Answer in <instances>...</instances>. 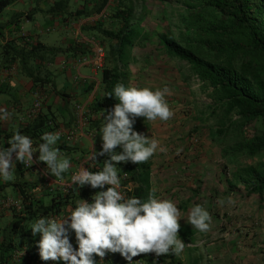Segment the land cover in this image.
Listing matches in <instances>:
<instances>
[{"label": "trees", "instance_id": "trees-1", "mask_svg": "<svg viewBox=\"0 0 264 264\" xmlns=\"http://www.w3.org/2000/svg\"><path fill=\"white\" fill-rule=\"evenodd\" d=\"M21 1L25 0H0V17L9 7ZM145 2L146 0H83L81 7L77 8L72 4L73 0H52L45 8V13L53 19L62 18L65 26L92 18L106 9L107 20L112 25L107 27L103 22H99L89 28H82L87 37H94L106 48L102 77L96 96L89 103L86 113L88 129L100 131L103 110H106V114L118 103L115 97L105 95L111 93L117 83H123L126 87L132 86V67L137 66L141 60L136 51L139 47L144 50L150 48L151 53L161 55L162 58L185 62L202 86L210 90L209 95L213 103L208 111L202 112L197 119L203 126L211 120H216L209 130L212 134L211 140L219 146L223 147L228 137L234 141L233 151H225L228 163L238 164L240 156H264V0H186L188 15L191 17L187 29L194 31L197 41H200L188 46L180 44L169 32L160 33L147 28L145 19L148 8L143 5L141 14H138L139 4ZM18 16L27 19L31 17V13H21ZM12 21L9 23L13 24ZM7 24L8 21L0 26ZM88 48L84 43L74 40L67 51L38 43L20 50L11 47L14 53L8 56L10 65L16 64L24 76L31 77L34 86L41 87L43 83L38 82L41 79L36 80V61H44L64 52H71L77 57L86 54ZM204 52L206 54H203ZM96 85V82L89 84L85 94L88 96ZM59 95L67 105L70 103V97L60 93ZM140 118H136L134 130L148 137V122L145 118ZM54 124V120L40 110L34 118L28 119L24 124L22 133L28 135L34 143L40 144L43 142L41 136L56 128L52 126ZM106 159V155L98 156L90 171L102 169ZM117 168L119 176L128 175L127 180H120L121 186L130 183L134 185L132 191H124L125 196L147 200L152 192L149 180L153 168L152 158L140 164L121 163ZM234 177L246 189V196L243 198L255 196L259 203L258 209L264 208V164L260 167L247 165L239 168ZM107 187L108 185H105L104 189H93L90 185L78 186L70 193L52 188L48 194L51 199L45 203L41 199L34 200L31 196H26L24 186H20L25 200L22 202V211L5 230V239H9L0 244L2 261L12 257L16 248H20L14 242L15 236L30 238L28 223L40 217L62 216L68 210L71 212L81 199L91 202L96 192L106 190ZM233 188L236 189V186H231L230 189ZM39 239V234L36 238L28 239L32 246V256L39 257ZM73 242V247L78 248L77 242ZM120 257L118 254L114 261L104 260L96 264H123ZM23 258L22 264L28 262V258ZM141 258L144 264H183L174 254L160 257L155 255V258L142 254ZM54 264L65 262L54 261Z\"/></svg>", "mask_w": 264, "mask_h": 264}, {"label": "clouds", "instance_id": "clouds-1", "mask_svg": "<svg viewBox=\"0 0 264 264\" xmlns=\"http://www.w3.org/2000/svg\"><path fill=\"white\" fill-rule=\"evenodd\" d=\"M102 13L104 16L98 21L83 23L91 19L87 18L71 25H78L81 34L82 28L91 27L108 19L106 9ZM51 28L54 30L47 32H55L57 26ZM80 37L78 42L89 47L86 54L80 55L81 59L91 52L87 41L98 40L92 36L80 35ZM80 59L76 64H79ZM76 64L73 80L78 73ZM102 69L94 71L102 73ZM82 81L84 80L78 83ZM96 84L89 94L90 97L95 92L88 105L96 96L99 83ZM168 93L167 87L153 90L149 87H126L123 83H117L113 91L105 95L115 97L118 103L106 114V110H103V123L100 127L102 149L98 153L93 150L88 159L93 163L97 160V156L106 155L108 159L104 160L102 169L97 171H90L81 166L80 170L71 176V181L80 187L85 185H90L93 189H104L105 185L108 187L106 190L96 192L91 202L81 199L64 219L40 217L31 223L32 235H40L37 247L41 260L63 261L65 264H96L95 256H99L101 261H104L107 259H103L106 254L119 253L131 264L133 258L141 254L154 253L160 257L169 254L179 256L182 253L185 243L178 239L181 216L176 203L171 199L157 198L155 188L152 189L147 200L135 196L126 197L120 191V188L124 187L121 186L120 180L127 179L122 178L124 174L118 175L117 168L121 163H145L157 150L167 151L160 147L159 141L155 138L150 139L135 131L134 123L138 117L148 121L157 119L168 121L172 118L174 113L165 99ZM88 105L85 107L83 125L87 124ZM0 113H2L0 120L9 118L6 110L0 109ZM78 123L80 124L79 120ZM83 125L80 124L81 127ZM58 139V134L45 133L41 136L43 143L38 144L34 149L33 140L16 130L7 141L10 147L0 148V176L5 182L13 180L11 170L15 157V161L28 167L34 162H43L47 166L46 174H51L57 178V181L62 182L63 174L69 170L71 164L70 159L62 156L61 150L55 146ZM117 149L121 151L118 152ZM36 152L39 155L34 161L33 154ZM125 190H128L127 186L124 187ZM211 220L210 214L201 205L191 207L187 217V222L201 232L210 229ZM70 230L75 233L78 248H74L70 242Z\"/></svg>", "mask_w": 264, "mask_h": 264}, {"label": "crops", "instance_id": "crops-1", "mask_svg": "<svg viewBox=\"0 0 264 264\" xmlns=\"http://www.w3.org/2000/svg\"><path fill=\"white\" fill-rule=\"evenodd\" d=\"M75 1L80 2V4L83 3V0ZM21 2H28L30 7H26L23 4L22 9H14L10 16L8 14L6 18L0 17V24L3 25V23L8 21L6 26H0V109L6 110L9 113L7 120H0V148L10 147L7 141L16 130L22 133L24 124L28 121V112L33 108L35 100L39 96L41 112L53 119L55 123L52 126L56 128L49 133L59 135L55 146L61 150L62 156L70 159L71 167L63 174L64 180L62 182H65L75 172L78 161L89 152L88 140L91 141L95 152L101 151L99 147L102 145L100 144V131L92 130L93 134H90L93 136L92 138L84 135L82 133L83 128L77 126L79 119L75 111L77 104L88 105L90 97L85 92L91 81L94 79L99 83L100 80L97 78L98 73L94 72L91 66L83 65L79 71L84 81L76 83L73 80L69 85L68 78L72 74H75V64L80 59V55L76 57L71 52L58 53L52 58L46 57L47 59L44 61H36L34 63L37 71L36 78H38L36 80L41 79L38 82L43 83L41 87L34 86L31 77L24 76L20 70L18 74L8 76L6 70L10 67V56L14 53L11 47L20 50L25 46L38 43L46 47H54L65 51L71 47L72 40L67 35V29L70 27L65 26L62 18L55 20L45 13V8L49 6L52 0H25ZM29 12L31 13L30 18L25 19L18 16L21 13L28 14ZM40 13H42V17L39 15ZM11 20H13V24L9 23ZM53 26H57L56 31L53 32L54 36H46L48 34L45 33H49L47 32L48 28ZM83 69H85V72H83ZM134 79L135 77H133ZM59 93L70 97L68 105L62 100ZM146 121L148 122L147 130L153 125L150 121ZM71 132H76L73 141L67 139V135ZM182 143L179 145L180 148L184 147V142ZM38 144L33 142L34 149ZM159 145L167 149L165 143ZM156 153L158 154L156 155ZM156 153L152 157L153 168L149 177L150 188L151 191L153 188L156 189L155 196L157 198L171 199L175 202L180 211L181 219L179 223L181 229L178 239H181L185 243V248L179 256H176L183 264H204L208 260L211 262L210 264H215L216 261L222 258L223 250L221 251L220 248H217L219 251L217 255L210 253L209 246L212 244L211 225L207 232H201L187 222L189 211L194 205H201L211 216V190L206 183L208 177L203 172V167L205 166H202V172H196L199 164L195 159L171 158L166 154V151L161 152L157 150ZM38 155V152L34 153V161L37 160ZM13 160L14 165L11 170L13 180L5 182L3 177L0 176V244L4 240L9 239V237L5 239V230L11 226L12 222L17 218L18 213L22 211L4 208L3 202L11 198L22 203L25 198L22 197L23 191L20 186L23 185L26 196H31L30 198H34V200L41 199L47 203L51 199V196L48 195L49 191L52 188L58 189V183L61 182L57 181V178L51 174H46L47 166L43 162H34L31 168H26L24 164L15 161V157H13ZM126 186L129 191L134 189L132 183ZM126 186L124 187L126 188ZM69 214L70 210L63 214L64 218ZM30 225L31 223H28L30 238L15 236L14 242L20 248L14 249L13 256L6 259L5 262L2 261L1 256L0 264H22L21 258L23 257V259L28 258V262L30 260L29 264H54V261L45 262L40 259V256H32V246L28 239L36 238L38 234L36 236L32 235ZM69 238L71 243L76 241L74 231H69ZM12 253L13 251L10 255ZM118 254L108 253L103 259L107 258L110 259L109 261H114ZM149 255L151 257L155 256L153 253ZM119 256L121 255L119 254ZM120 258L121 261H125L124 257L121 256ZM95 259L96 263L101 262L99 256H95ZM28 262L26 261L25 264H28Z\"/></svg>", "mask_w": 264, "mask_h": 264}, {"label": "rangeland", "instance_id": "rangeland-1", "mask_svg": "<svg viewBox=\"0 0 264 264\" xmlns=\"http://www.w3.org/2000/svg\"><path fill=\"white\" fill-rule=\"evenodd\" d=\"M190 1L194 2V0ZM23 4L30 7L28 2H18L9 7L1 18L8 17V14L10 16L14 9H22ZM72 4L77 8L81 7L80 2L75 0ZM143 5L148 8L145 24L149 30L160 33L169 32L184 46L200 43L199 40L197 41L194 31L187 29L191 17L188 15L189 9L186 0H146L145 4H139L138 14H141ZM39 15L42 17V13ZM102 22L107 27L112 26L107 18ZM69 27L67 35L70 40L76 42L81 38L80 35H85L82 31L81 34L79 33L78 25ZM45 34L54 36V33ZM137 56L141 60L137 66L132 67L135 77L132 86L149 87L153 90H162L167 87L169 93L165 99L174 113L168 121L159 119L150 121L153 126L147 129L148 138H155L159 144L165 143L167 145L166 154L171 158L195 159L200 167L196 169V172H202V166H205L203 172L208 177L206 183L211 190L212 244L209 246V250L211 254L216 255L219 252L217 248L223 250L222 258L215 264H264V208L258 209L259 203L255 196L243 198L246 196V189L234 177V173L244 166L260 167L264 164V156L255 158L240 156L237 160L238 164L228 163L225 151H233L234 141L228 137L224 146H219L218 143L211 140L212 134L209 130L216 120H211L203 126L197 119L202 112H207L213 103V99L209 95L210 90L202 86L198 77L185 62H174L162 58L161 55L151 53L150 48L144 50L139 47ZM101 77L102 73L100 72L97 78L101 80ZM68 80L70 85L73 81V74ZM94 81L93 79L91 83ZM96 83L98 82L96 81ZM77 126L81 127L78 122ZM82 128L84 135L89 138L93 137L90 135L93 134V131L88 129L87 124ZM196 129L198 131H194ZM88 142L89 152L78 161L77 168L89 160L88 157L94 150L91 141L88 140ZM182 142H184V147L180 148L179 145ZM100 144H102V140ZM99 147L101 150L102 145ZM188 148L189 150H187ZM231 186H236V189L231 190ZM230 190L234 192L231 193ZM1 256L0 250V258ZM139 256L141 257V255ZM109 260L106 259V261ZM210 263L208 260L204 264Z\"/></svg>", "mask_w": 264, "mask_h": 264}, {"label": "built area", "instance_id": "built-area-1", "mask_svg": "<svg viewBox=\"0 0 264 264\" xmlns=\"http://www.w3.org/2000/svg\"><path fill=\"white\" fill-rule=\"evenodd\" d=\"M103 16H104V14L102 13V14L94 17V18H91V19H88V20L84 21L83 23L98 21ZM53 30H54V28L48 29V31H53ZM87 44L90 45L91 52L88 53V55L83 56L80 59L79 64H76V69L78 68V73L74 77V81L76 83H78L80 80H84V78L79 73V68L82 65H89V66H91L93 68V70H99V69L104 67V64H105V61H106V48L101 43H99L98 41L92 39V40H88ZM17 72H18V66L16 64L11 65L6 70V73L8 74V76L16 75ZM94 94H95V92L93 94H91L90 99H92V97H94ZM85 107H86L85 104L84 105L78 104L75 107V110H76V113H77V115L79 117V121H80L81 125L84 124V120H85V118H84ZM40 110H41V101H40V97L37 96V99L35 100L33 108L28 112L27 118L28 119L34 118L40 112ZM75 136H76V132H71L70 134L67 135V139L70 140V141H73L75 139ZM33 156H34V154H33ZM31 166L28 167V166L25 165L26 168H31ZM81 166H83V167L87 168L88 170H90L92 168V166H93V161L88 160V161L83 162L79 166V168L76 169V171L73 174L77 173L80 170ZM71 176H70V179L68 181L58 183V189L59 190H61L64 193H70V192L74 191L77 188L78 185H74L72 183ZM122 178L123 179H127L128 175L124 174ZM120 191L122 192V194L125 195L124 188H120ZM3 207L4 208L16 209L18 211L22 210V208H23L22 207V203H20L19 201L13 200L11 198H8V199H6L3 202ZM47 217L48 218H55L57 220H61V219L64 218L63 215L62 216L49 215ZM124 263L125 264H129V261L125 259ZM131 264H144V261H143L142 258L137 256V257L133 258Z\"/></svg>", "mask_w": 264, "mask_h": 264}]
</instances>
